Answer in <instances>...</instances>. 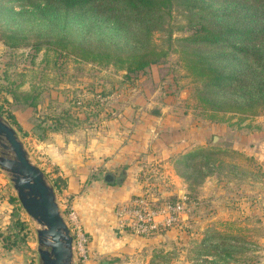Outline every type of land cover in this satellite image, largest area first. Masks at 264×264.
<instances>
[{"label": "rangeland", "instance_id": "1", "mask_svg": "<svg viewBox=\"0 0 264 264\" xmlns=\"http://www.w3.org/2000/svg\"><path fill=\"white\" fill-rule=\"evenodd\" d=\"M38 2L0 0V116L53 187L66 224L73 206L103 212L104 173L122 169L94 162L97 145H103L99 136L105 131L106 137L119 139L124 132L132 145L146 150L137 156L147 165L139 177L141 195L155 206L187 199L173 225L183 238L154 254V261L175 263L177 254L195 264L264 261V248L255 246L256 233L244 230V187L256 176L257 165L253 156L255 163L244 159V123L263 117L264 108L251 115L229 106L214 110L200 101V82L179 53L186 45L180 40L190 33L188 11L173 6L163 30L154 34L166 51L163 61L126 77L122 68L83 60L73 52L78 48L55 44L60 24L45 23L34 7ZM65 33L73 45L86 41L72 24ZM109 48L116 49L111 43ZM213 136L218 137L215 144ZM8 193L15 195L9 175L0 169V196ZM23 217L19 234L25 248L26 242L33 244L36 261L39 225L24 211ZM213 253L219 257L216 263Z\"/></svg>", "mask_w": 264, "mask_h": 264}, {"label": "trees", "instance_id": "2", "mask_svg": "<svg viewBox=\"0 0 264 264\" xmlns=\"http://www.w3.org/2000/svg\"><path fill=\"white\" fill-rule=\"evenodd\" d=\"M36 1L39 2L34 7L45 23L60 24L61 34L55 44L62 48L70 45L72 51L78 48L73 52L83 60L122 68L126 77L163 61L166 51L153 37L163 30L172 7L181 6L188 11L186 19L191 24L190 33L180 40L186 45L179 53L186 68L200 82V101L214 110L229 106L251 115L264 108V0ZM190 16H197L201 22ZM70 24L86 40L75 44L77 47L67 42L65 32ZM94 41L104 42L106 47L98 49ZM110 43L116 49L109 48ZM244 159L255 163L250 157ZM203 165L208 166L209 162ZM255 170L258 176L260 167L255 165ZM19 223L15 221L14 232L0 235L4 248L25 245ZM210 257L214 263L219 258L216 253Z\"/></svg>", "mask_w": 264, "mask_h": 264}, {"label": "crops", "instance_id": "3", "mask_svg": "<svg viewBox=\"0 0 264 264\" xmlns=\"http://www.w3.org/2000/svg\"><path fill=\"white\" fill-rule=\"evenodd\" d=\"M245 121L244 154L255 158L261 174L248 178L247 186L244 187V230L255 232V246L264 248V116L252 119L249 117ZM105 133L104 131L99 136L103 145H97L94 162L102 167L124 169L126 172L119 184H106L103 187L102 213H92L85 207H72L87 237L85 259L78 261V264H162L153 260L154 254L168 250L172 240L179 241L184 235L170 226L160 227L147 236H138L118 225L116 209L141 195L143 182L139 177L147 169V165L145 161L138 160L137 156L139 152L145 153L146 150L132 145L134 142L131 143L127 138L128 133L124 137V132H121L119 139L113 134V139L108 138ZM14 198L15 195L11 193L0 196V235L14 232L15 221L24 220L23 209ZM26 245V248L13 246L6 249L0 240V264L37 263L33 244L26 242ZM177 255V261L169 264H195L182 254Z\"/></svg>", "mask_w": 264, "mask_h": 264}, {"label": "water", "instance_id": "4", "mask_svg": "<svg viewBox=\"0 0 264 264\" xmlns=\"http://www.w3.org/2000/svg\"><path fill=\"white\" fill-rule=\"evenodd\" d=\"M218 140L213 136L212 143ZM0 169L9 175L23 211L39 225L36 230L37 264H74L72 234L60 214L53 187L28 158L15 130L0 116ZM125 170L105 172L106 184H119ZM259 264H264L260 261Z\"/></svg>", "mask_w": 264, "mask_h": 264}, {"label": "built area", "instance_id": "5", "mask_svg": "<svg viewBox=\"0 0 264 264\" xmlns=\"http://www.w3.org/2000/svg\"><path fill=\"white\" fill-rule=\"evenodd\" d=\"M186 201V197L182 196L177 201L155 206L148 197L138 195L117 208L116 215L121 227L128 228L135 235L147 236L160 227L173 226L186 210ZM68 220L70 225H67L73 238V255L80 261L86 256L87 237L72 210L68 213Z\"/></svg>", "mask_w": 264, "mask_h": 264}]
</instances>
